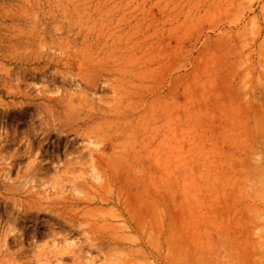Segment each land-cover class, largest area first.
<instances>
[{"label": "rangeland", "instance_id": "1", "mask_svg": "<svg viewBox=\"0 0 264 264\" xmlns=\"http://www.w3.org/2000/svg\"><path fill=\"white\" fill-rule=\"evenodd\" d=\"M0 264H264V0H0Z\"/></svg>", "mask_w": 264, "mask_h": 264}]
</instances>
